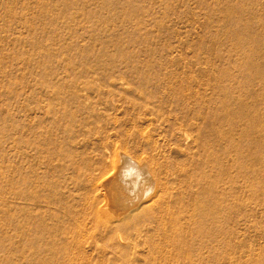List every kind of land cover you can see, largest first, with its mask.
I'll list each match as a JSON object with an SVG mask.
<instances>
[{
  "label": "rangeland",
  "instance_id": "obj_1",
  "mask_svg": "<svg viewBox=\"0 0 264 264\" xmlns=\"http://www.w3.org/2000/svg\"><path fill=\"white\" fill-rule=\"evenodd\" d=\"M182 96L213 157L188 165L186 215L165 219L176 242L151 220L108 239L84 220L88 165L110 168L105 147L189 164L179 149L201 152L178 130ZM102 128L115 140L99 142ZM147 132L152 145L135 149ZM66 252L77 264H264V0H0V264H64Z\"/></svg>",
  "mask_w": 264,
  "mask_h": 264
},
{
  "label": "bare ground",
  "instance_id": "obj_2",
  "mask_svg": "<svg viewBox=\"0 0 264 264\" xmlns=\"http://www.w3.org/2000/svg\"><path fill=\"white\" fill-rule=\"evenodd\" d=\"M120 82L122 86L124 87L128 86V84L122 82V80H120ZM179 100L181 102V104H179L181 107H183V103L186 101L188 102V104L186 105L187 107L185 106L187 112V116H186L187 124L183 123V125L185 126V130L183 129H178V130L180 133H182V136H185L186 141H189L190 136L193 135L194 144H196V147L198 148L199 152H201L197 156L191 154L188 150L185 151L182 148L179 149L180 153L186 157V161L189 160L188 161L189 164H183V165L177 163L173 164L170 163L169 161L164 162L163 164H159V163L157 164L155 160H153L154 158L151 160L149 159L143 160L139 163L133 157H131V154H129L128 152L119 151L118 149H122L121 147L120 148L114 147L115 148L114 150L105 147V154L104 156L103 155L101 156L105 158L104 160L102 159L103 161H107V162L108 160L111 161L110 162L111 166L109 165L110 168L106 167L104 163H100V165L98 166L88 165L87 171L85 173L86 176L85 178L88 181V191L86 192L85 195V205L83 208L84 220L86 221L87 224L92 225L94 227L101 226L104 230L105 237H107L108 239L111 237L113 238L116 235L117 236L120 235L121 232H128L129 230L138 227L139 224L146 223L148 220H151L148 222L153 221L156 223L155 227H153V231H155V233L164 234V236L166 237L167 240H169V242H174V243L176 242L175 237L174 236L172 237L171 234V239H170L168 233H173L174 235H178L179 230L177 231L176 229L173 228H172L173 230H169L168 225L170 223L166 224L165 219L169 221L177 220L178 222H180L183 216L186 215L185 203L187 201V203L190 205V202L186 199V197H183L181 194L183 191L188 190L189 187L192 186V183L187 182V178L194 174L193 166H188V165L190 164L193 165L199 159V156L201 154H203L204 156L207 155L209 159L213 157L212 145L206 142L204 137L205 135L202 134V129L198 126L196 120H193L191 118L194 116L192 114L195 111L192 100L188 98V96H182ZM165 110L167 111V109ZM169 119L170 118L167 117L165 118V116H161V117H157V119L155 120L157 123L164 121L166 122V120L168 122ZM202 120L206 121L205 117L202 116ZM112 121L114 120L112 119ZM148 122H151L150 125H152L153 121L149 119ZM101 123H103L107 127L109 123L108 118L104 117ZM110 126L112 128V124ZM115 127L116 126H114V128ZM107 129L108 128H102L99 131V137H98L99 142H103V143L105 142V144L106 142L109 143L111 138L113 140L114 135L117 134L116 132V134H112L113 135L112 136L107 132ZM188 132L192 133V135H190ZM135 134L140 138L135 144L136 147L133 145L135 149L139 150L142 147L143 140L146 142L147 145H149L150 143L152 145V142L150 141V135L148 132L144 135L140 133L139 134L135 133ZM126 146H128V144ZM127 148H129V146ZM114 159L119 160V163L121 160L122 162V166L120 164L121 168L116 167L117 164L114 163L115 162ZM203 179L204 178H202V180ZM218 180L219 179H214V181L212 180V182H210V187H212V189H214L215 186H218L219 184ZM200 183L201 180H198L196 186L199 187L201 185ZM210 192L211 193H208V191H204L202 193L205 197L210 196L211 199H213L212 198L213 192L212 191ZM108 197L110 198V200L108 199ZM182 202H184V204H182ZM219 203L221 204L220 201ZM219 203L217 205H219ZM196 204L200 205L197 199H196ZM108 210L109 213H107ZM212 215L213 214H211L210 217ZM106 216L108 217V221L106 220ZM195 217H197L198 219L197 223L203 224V222H200L201 220L199 219L206 218L207 215L204 214L198 216L195 215ZM81 225L84 224L83 223L78 224L80 230L82 229ZM98 230L99 228L97 229V232ZM82 231H85V229H82ZM137 231L139 232V230ZM74 238L75 237L73 236V240ZM71 244H75V242L73 241L72 243H69L68 246ZM31 252L32 251L30 250L28 253L30 255L29 258L32 257L34 258L35 256H32ZM57 256L58 259L56 260L59 263L60 256L59 255ZM62 259L64 264H77L75 262L76 257L73 255L72 252H66ZM39 261H38L39 264L51 263V262L48 263V261L47 262H43V261L39 262ZM54 262L55 261H53V264Z\"/></svg>",
  "mask_w": 264,
  "mask_h": 264
}]
</instances>
